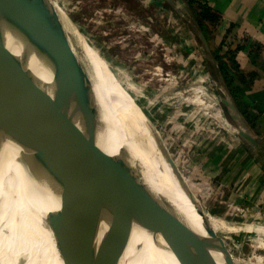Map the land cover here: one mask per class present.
<instances>
[{"label":"bare ground","instance_id":"1","mask_svg":"<svg viewBox=\"0 0 264 264\" xmlns=\"http://www.w3.org/2000/svg\"><path fill=\"white\" fill-rule=\"evenodd\" d=\"M9 9L14 29L11 35L4 31L5 45L15 61L34 68L39 79L50 83L49 101L74 147L131 195L150 201L169 200L157 206L121 203L114 198L128 232L126 253L134 259L131 264H194L186 252L202 264V217L180 187L183 181L178 168L157 130L119 89L86 43L83 57L89 76L65 70L55 82L48 73L39 71L45 61L42 46L58 50V41L42 19L43 5L40 0H10ZM31 28L37 30L38 37L31 35ZM65 32L66 36L67 29ZM83 101L88 105V120L82 115ZM18 157L19 151L0 126V264H123L114 253L98 206L44 136L37 138L30 177L24 176ZM82 207L93 234L76 224L67 225L80 217L76 215ZM205 214L216 231L226 227L221 219L208 211ZM260 243L264 248V241ZM85 244L92 247L90 253L88 248L83 254ZM254 259L255 264H264L263 256Z\"/></svg>","mask_w":264,"mask_h":264},{"label":"rangeland","instance_id":"2","mask_svg":"<svg viewBox=\"0 0 264 264\" xmlns=\"http://www.w3.org/2000/svg\"><path fill=\"white\" fill-rule=\"evenodd\" d=\"M45 1L48 10L45 18L51 19L48 20V25L56 28L59 35L62 33L67 38L66 41L70 38L68 44L71 49V67L89 76L83 56L86 55L85 43L90 46L116 79L119 89L125 92L128 100L139 108L142 115L157 130L168 149L166 151L172 155L182 171L181 173L178 170L181 180L185 181L196 198L208 209L220 206L213 199L217 197L214 193L220 189L212 190L214 185L211 181L202 179L196 160L203 151L212 152L211 147L216 144L231 146L234 138H243L239 136L238 127L229 114V107L223 103L227 95L232 101L234 99L222 80L220 69L211 65V51L202 48L203 42L190 39L189 30L196 33L195 28L191 29V25H197L196 22L181 18V13L177 15L180 18H175L174 14H170L163 6L162 0H159L162 3L159 2L151 8L148 0ZM61 24L64 28H61ZM66 29L68 32L65 36ZM75 50L80 51L79 54ZM51 62L52 59L48 56L45 59L46 65ZM33 64L35 65L34 62ZM202 64L204 67L200 68L199 65ZM34 73L39 77L35 70ZM40 83L50 89V83L44 79H40ZM219 114L224 120L218 117ZM251 134L260 146L259 150H255L257 148L253 146L258 152H254V155L262 162L264 131L258 129ZM189 171L190 174L192 172L191 175H188ZM256 194L252 206L261 207L258 210L261 214L255 211L252 214L255 217L250 220L249 214L241 213L239 216L249 217L245 220L230 219V224L226 223L227 228L220 229L221 235L226 239L244 238L250 234L247 237L249 239L252 231H256V234L251 236L256 237L254 241L245 239L231 243L228 240L226 243L236 251L233 252L235 264H253L255 256H264L260 243L264 241V230L249 229L247 234L243 225L254 224L255 219L259 222L260 217H264V197L260 195L261 190ZM242 197L239 195L237 203L243 202ZM218 212L212 215L216 217L217 214L224 213ZM235 221L242 222V226H234L237 224ZM197 233L195 229V246ZM221 261L220 264H224V259Z\"/></svg>","mask_w":264,"mask_h":264},{"label":"water","instance_id":"3","mask_svg":"<svg viewBox=\"0 0 264 264\" xmlns=\"http://www.w3.org/2000/svg\"><path fill=\"white\" fill-rule=\"evenodd\" d=\"M40 3L43 5L42 19L52 36L58 41V50L42 46L43 57L46 59L50 56L52 62L46 65L44 61L39 66V71H44L46 74L51 75L55 82L59 79L61 71L64 72L66 70L70 74L75 71L83 73L71 67L72 60L69 57L71 51L69 44L62 33L59 35L58 31L48 25V20L50 21L51 19L45 18L48 14L46 1L40 0ZM9 6L10 0H0V126L3 128L4 136L9 138L19 151V162L26 178L30 177L34 166L37 138L40 135L44 136L48 145L59 156L65 167L72 172L82 187L88 191L98 206L108 225L109 240L117 259L123 264H131L134 259H130L126 253L128 232L115 199L121 203L135 202L141 205L152 204L157 206H161L169 200L165 202L150 201L131 195L122 189L112 177L104 175L102 171L89 163L74 147L49 101L50 89L48 90L40 83L39 77L34 73L35 69L30 70L23 62L15 61L5 45L4 38L6 34L4 31L11 35L14 29L12 10L9 9ZM31 32L34 38L35 36L38 37L35 28H31ZM201 38L208 50L207 41L203 35H201ZM208 51L210 52V50ZM32 66H34L33 63ZM222 80L224 81V78ZM223 103L229 107V114L232 119L241 126L242 123L235 103L227 98L223 99ZM81 107L84 119L88 120L89 111L85 101L82 102ZM239 134L255 148L260 149L252 134L243 127L239 129ZM174 162L180 171L175 159ZM179 184L194 201L195 209L203 220L205 232L201 238L200 246L202 264H220L223 259L224 264H235L232 254L226 247L225 240L211 227L204 207L199 203L190 187L185 184V181L179 182ZM74 209L79 210L78 207H74ZM80 209L81 213L76 215V217H80L72 222L70 220L67 225L70 226V223L76 224L77 227L82 229H90L93 234V225L90 227V218L88 219L85 208L82 207ZM92 234L89 235V239L93 242ZM92 242L90 241V243ZM103 247L107 249L105 245ZM86 251L87 253L92 251V247H89V244H85V252L83 254ZM186 256L194 264H197L196 258L192 253L186 252Z\"/></svg>","mask_w":264,"mask_h":264},{"label":"crops","instance_id":"4","mask_svg":"<svg viewBox=\"0 0 264 264\" xmlns=\"http://www.w3.org/2000/svg\"><path fill=\"white\" fill-rule=\"evenodd\" d=\"M162 1L163 6L170 14H174L175 18H180L177 15L181 13V18L184 17L189 21L192 19L196 22L197 25H193V27L191 25V29L195 28L196 33L189 30L190 39L192 41L198 40L199 42H203V44L201 43L202 48L207 50L201 38V35L204 36L209 47L208 50L213 55L211 64L213 67L219 68V62L214 55V52H217L230 68L234 78V90L236 94H239L241 100V106L238 105L236 100H233L238 109L242 123L241 126L251 133L258 129H263L264 131V0ZM148 2L151 8L160 1L148 0ZM193 5L207 6L217 16L216 22L208 24L210 27L209 38L197 22ZM185 7L186 9H184ZM199 67L203 68L204 65H199ZM221 75L223 76L222 73ZM226 97H229V95ZM233 122L238 127L237 130L242 128L236 121L233 120ZM233 132L236 133L237 131ZM233 132H229V134L232 133L233 135ZM211 148L212 152L207 153L208 151L205 150L202 155H198L196 161L199 164L197 168L202 179L211 181L214 185L212 190L220 189L219 192L214 193L217 197L213 198L215 199L214 202L217 201L220 206H216L215 210L213 207L208 209L203 202L197 199L199 203L210 214L217 211L224 212L221 215L217 214L216 217L221 220L223 218L224 221H222L225 224H230L229 220L233 218L236 220L247 219L249 216H239V214L244 212H248L247 214L250 215L248 219L250 220L255 217L252 216L255 211L261 214L258 212L261 207L252 206L257 191L261 190L260 195L264 197V161L262 163L260 158L258 159V156L254 155V152L258 153L255 150L259 149L254 150L253 145L244 138H234L231 146H224L221 143ZM191 174L189 171L188 175ZM254 186L256 187L254 188ZM239 195L243 196V202L239 201L238 203L240 204L238 205ZM262 208L264 209V207ZM255 221L256 223L254 224H243L240 221H235L237 224H234V226L237 227L240 224L242 226L243 224L245 226L244 232L247 234L249 233V229L259 228L260 230H264V217H260L259 222H257V219ZM248 226L251 228L247 229ZM217 233L226 243H228V240L231 243L240 242V240L242 242L248 239L247 237L250 235L248 234L244 238L226 239L221 235L220 230H217ZM251 234V236H254L253 234H256V231L253 230ZM251 236L248 241H254V238H256H251ZM226 247L233 256L235 250L233 251L229 248L228 244H226ZM234 260L236 262L235 258Z\"/></svg>","mask_w":264,"mask_h":264},{"label":"trees","instance_id":"5","mask_svg":"<svg viewBox=\"0 0 264 264\" xmlns=\"http://www.w3.org/2000/svg\"><path fill=\"white\" fill-rule=\"evenodd\" d=\"M194 13L197 19V22L202 30L206 33L209 38L210 27L208 26L209 23H213L217 21V16L212 12V10L207 6L201 5H193ZM216 60L219 62V69L220 72L223 74V77L226 81V85L230 90L233 99L236 100L239 106H241V100L239 94H236L234 90V78L230 71V68L227 64L222 60V56H220L217 52H214Z\"/></svg>","mask_w":264,"mask_h":264},{"label":"built area","instance_id":"6","mask_svg":"<svg viewBox=\"0 0 264 264\" xmlns=\"http://www.w3.org/2000/svg\"><path fill=\"white\" fill-rule=\"evenodd\" d=\"M227 121V120H226ZM228 122V121H227ZM229 124V123H228ZM226 128V127H225Z\"/></svg>","mask_w":264,"mask_h":264}]
</instances>
